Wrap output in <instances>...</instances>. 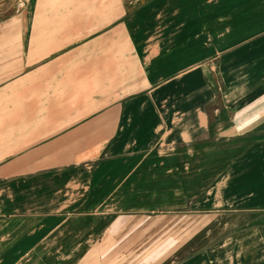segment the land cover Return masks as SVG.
I'll return each mask as SVG.
<instances>
[{
  "label": "crops",
  "instance_id": "0c3cea01",
  "mask_svg": "<svg viewBox=\"0 0 264 264\" xmlns=\"http://www.w3.org/2000/svg\"><path fill=\"white\" fill-rule=\"evenodd\" d=\"M0 264H264V0L2 2Z\"/></svg>",
  "mask_w": 264,
  "mask_h": 264
},
{
  "label": "rangeland",
  "instance_id": "374dc122",
  "mask_svg": "<svg viewBox=\"0 0 264 264\" xmlns=\"http://www.w3.org/2000/svg\"><path fill=\"white\" fill-rule=\"evenodd\" d=\"M5 0H0V4H2V2H4ZM74 209L76 210L77 208L74 206ZM69 210V209H68ZM71 210V208H70Z\"/></svg>",
  "mask_w": 264,
  "mask_h": 264
}]
</instances>
